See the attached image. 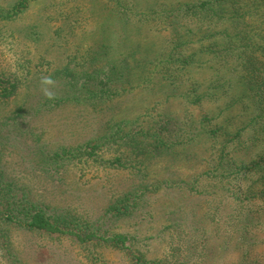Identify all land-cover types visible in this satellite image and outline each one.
Returning <instances> with one entry per match:
<instances>
[{"label":"trees","instance_id":"1","mask_svg":"<svg viewBox=\"0 0 264 264\" xmlns=\"http://www.w3.org/2000/svg\"><path fill=\"white\" fill-rule=\"evenodd\" d=\"M35 1L0 6V264H30L24 237L30 247L63 243L72 255L65 264L74 250L86 252L85 264H114L103 249L122 264H264V0H105L100 11L121 31H104L50 70L53 101L30 68L45 62L30 46L40 22L17 26ZM77 21L67 15L54 27L52 45L70 47ZM113 48L125 50L111 59ZM136 93L153 97L136 117H116L120 99ZM205 99L221 102L215 115L161 111ZM67 109L73 120L64 123H93L92 134L42 142V119ZM27 140L29 151H17ZM160 162L174 171L156 175ZM87 168L95 175L84 184L100 183L105 202L93 217L76 212L70 189ZM129 218L136 229L116 232ZM152 221L159 230L142 235Z\"/></svg>","mask_w":264,"mask_h":264},{"label":"rangeland","instance_id":"2","mask_svg":"<svg viewBox=\"0 0 264 264\" xmlns=\"http://www.w3.org/2000/svg\"><path fill=\"white\" fill-rule=\"evenodd\" d=\"M15 0H0V6L5 7L6 5L13 4ZM144 3L147 0H139ZM167 3H176V2H183L187 0H165ZM105 4V0H36L35 2L31 3L29 9H27L21 19L17 22L18 27L27 26V25H37L34 22H40V41L37 44H31L33 54H42L45 56V62H39L37 66H31L32 77L33 79L38 78L41 75H47L52 68H60L64 67L70 59L71 52L78 47L80 50H85L91 43L99 36L104 33L106 30H111L119 32L122 29L121 24H113L114 19L111 15L107 13V11L101 12V8ZM7 7V6H6ZM75 9V12L70 14V12ZM57 12L60 14H57ZM55 15L60 19L59 22H47L45 15ZM67 15H72L78 21L75 24L76 31L74 34V38H72L70 43V47L66 46L65 48L56 47L55 43L52 45L53 41V29L57 25H62L63 21H65ZM63 26V25H62ZM106 33V32H105ZM113 35V34H112ZM117 35V34H116ZM115 35V36H116ZM141 36V35H140ZM116 37H114L115 39ZM123 49H115L111 50L109 54V58L115 59L118 57V54L123 52ZM79 60V56L76 57L75 61ZM72 64V63H71ZM70 64V65H71ZM29 72V71H28ZM30 76V73H29ZM153 96L143 95L142 93H136L130 97H123L120 99L121 106L120 111L116 115V117L120 118H127L132 119L136 117L137 114L141 113L145 107V105L149 104ZM156 97V96H154ZM183 101L181 100H174L173 102L164 105L165 109L161 110H170L175 113H182L184 111L190 110L193 111L194 116L196 115H203L204 112L210 113L211 115H215L217 113V109L219 104L216 102H211L208 99H205L201 102L198 107H192L181 110L179 109L180 104ZM11 106V105H10ZM10 106L4 107L2 109V114L6 113ZM160 111V110H159ZM189 112V111H188ZM187 112V114H189ZM61 114V115H60ZM73 109H67L64 113H59L58 115H53L51 122H48V117H44L41 131L44 133L46 132V136L43 138L42 142H45L47 145H54L57 146L62 141V139L66 140H74L75 142L82 140L83 138L91 135L92 131L94 130V126L91 124H87L85 126L75 124V126H67L64 122H70L73 120ZM180 115V114H178ZM60 119L61 121H58ZM80 127V128H79ZM40 131V132H41ZM37 133V132H36ZM12 141V140H11ZM33 146V143L27 140L26 144H20L19 147H16V150L24 148L29 151L28 146ZM16 150H13L14 156L12 159L18 161V155L16 154ZM17 155V156H16ZM187 166L181 168V173H185ZM184 169V170H183ZM174 168L169 166V164L159 163L154 167V172L156 175L165 176L169 173H172ZM110 177L113 179L115 175L113 171H109ZM95 174L90 168L86 169L85 175L82 176L81 180L71 187V193L76 198V201L73 203L80 209H77L78 214H82L84 216L93 217V213L98 211L102 205L105 203L102 197V185L100 183L95 184L96 180L88 181V183L92 182V184H84L87 179L93 178ZM100 176V173L98 174ZM103 175V172L101 173ZM75 181V180H74ZM76 182V181H75ZM92 185V186H90ZM159 207V203H158ZM84 214H83V213ZM154 216L155 221H159L162 218V211H157ZM159 219V220H158ZM152 221L149 224L145 225L142 230V235H146L147 237L154 235L158 230L160 225ZM135 221L129 218L126 220L117 221L116 227L114 228L116 232H124V231H132L136 229L134 226ZM37 244H33L30 247V242H28L27 238H20L19 243L21 245V250L23 252V256L29 261L30 264H65L67 261L70 260L71 254L68 247H66L63 243L56 244L46 240H36ZM151 249L152 254H157L159 244L151 242ZM67 244V243H66ZM40 245H44L45 248H40ZM86 252H83L82 255L79 251L74 250L73 252V260L71 264H85V255ZM103 259L108 262L114 264H122V258L119 254L111 252L109 250L103 249ZM75 260V262H74Z\"/></svg>","mask_w":264,"mask_h":264},{"label":"clouds","instance_id":"3","mask_svg":"<svg viewBox=\"0 0 264 264\" xmlns=\"http://www.w3.org/2000/svg\"><path fill=\"white\" fill-rule=\"evenodd\" d=\"M56 80L52 75H42L39 79V85L41 94L46 100L53 101L56 99V94L53 91L55 87Z\"/></svg>","mask_w":264,"mask_h":264}]
</instances>
